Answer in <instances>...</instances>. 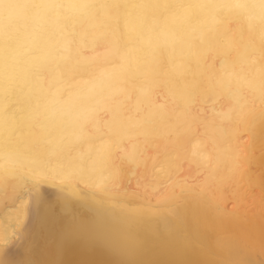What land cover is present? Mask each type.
I'll list each match as a JSON object with an SVG mask.
<instances>
[{
  "label": "bare ground",
  "instance_id": "obj_1",
  "mask_svg": "<svg viewBox=\"0 0 264 264\" xmlns=\"http://www.w3.org/2000/svg\"><path fill=\"white\" fill-rule=\"evenodd\" d=\"M0 264H264V0H0Z\"/></svg>",
  "mask_w": 264,
  "mask_h": 264
}]
</instances>
